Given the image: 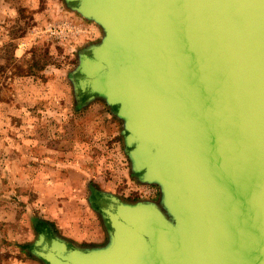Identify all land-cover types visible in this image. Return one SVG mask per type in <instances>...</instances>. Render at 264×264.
Segmentation results:
<instances>
[{
	"label": "water",
	"instance_id": "obj_1",
	"mask_svg": "<svg viewBox=\"0 0 264 264\" xmlns=\"http://www.w3.org/2000/svg\"><path fill=\"white\" fill-rule=\"evenodd\" d=\"M96 22L77 98L123 121L158 201L101 192L107 240L40 232L45 264H264V0H67Z\"/></svg>",
	"mask_w": 264,
	"mask_h": 264
},
{
	"label": "rangeland",
	"instance_id": "obj_2",
	"mask_svg": "<svg viewBox=\"0 0 264 264\" xmlns=\"http://www.w3.org/2000/svg\"><path fill=\"white\" fill-rule=\"evenodd\" d=\"M101 37L67 0H0V264H43L32 253L37 235L64 231L36 228L37 184L46 206L59 201L72 214L67 225L99 222L101 192L160 198L131 171L115 107L74 92L80 55Z\"/></svg>",
	"mask_w": 264,
	"mask_h": 264
},
{
	"label": "crops",
	"instance_id": "obj_3",
	"mask_svg": "<svg viewBox=\"0 0 264 264\" xmlns=\"http://www.w3.org/2000/svg\"><path fill=\"white\" fill-rule=\"evenodd\" d=\"M36 192L39 193L38 195V200L41 202V213L46 214L43 215L40 213L42 219H46V221H51L49 223L55 224L56 229H59L62 227L64 231L60 230L61 234L59 235L56 233V231L53 233L58 234L62 238L66 239L69 241V243L78 245V246H83V247H90V246H98L102 245L106 242L107 240V224L105 220L101 217L99 222H95L92 220L90 223L87 221H83L80 225L78 224H69L67 225L66 222L71 218L72 214L67 213L66 216L62 215L61 210L63 209L61 207H58V210L56 209V206L60 205L59 201H56L55 203L51 206H46L47 203L44 201V196L43 194L44 190L46 189L45 184H37ZM50 187V186H47ZM52 190L54 189V186H51ZM57 189V188H56ZM44 203V205H43ZM61 209V210H60ZM101 215V214H100ZM94 221V222H93ZM63 224V225H61ZM90 224V225H89ZM65 225L68 227L65 228ZM96 225V226H95ZM34 232H35V228ZM28 251V248H27ZM36 258V257H35ZM45 264V263H43Z\"/></svg>",
	"mask_w": 264,
	"mask_h": 264
},
{
	"label": "trees",
	"instance_id": "obj_4",
	"mask_svg": "<svg viewBox=\"0 0 264 264\" xmlns=\"http://www.w3.org/2000/svg\"><path fill=\"white\" fill-rule=\"evenodd\" d=\"M46 223L48 224L49 222H47L46 220L38 219L37 222H36V228L38 230H41L42 229L41 226H43V225L45 226Z\"/></svg>",
	"mask_w": 264,
	"mask_h": 264
},
{
	"label": "bare ground",
	"instance_id": "obj_5",
	"mask_svg": "<svg viewBox=\"0 0 264 264\" xmlns=\"http://www.w3.org/2000/svg\"><path fill=\"white\" fill-rule=\"evenodd\" d=\"M90 225V224H89ZM96 226V225H95Z\"/></svg>",
	"mask_w": 264,
	"mask_h": 264
}]
</instances>
